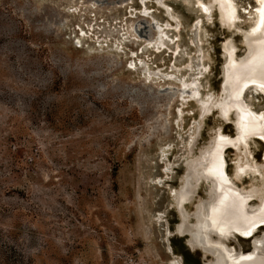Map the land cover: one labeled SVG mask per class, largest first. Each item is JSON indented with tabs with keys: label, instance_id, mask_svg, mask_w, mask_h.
<instances>
[{
	"label": "rangeland",
	"instance_id": "obj_1",
	"mask_svg": "<svg viewBox=\"0 0 264 264\" xmlns=\"http://www.w3.org/2000/svg\"><path fill=\"white\" fill-rule=\"evenodd\" d=\"M198 1L208 0H0V264H168L173 253L204 263L174 233L165 249L164 227L178 220L170 192L195 128L192 153L215 127L233 129L217 110L199 119L178 83L196 76L201 95L217 94L221 43L242 46ZM235 1L244 28L254 2ZM244 100L264 107L251 89ZM248 146L260 162L262 143ZM232 150L224 158L238 185L264 181V166L235 176Z\"/></svg>",
	"mask_w": 264,
	"mask_h": 264
},
{
	"label": "bare ground",
	"instance_id": "obj_2",
	"mask_svg": "<svg viewBox=\"0 0 264 264\" xmlns=\"http://www.w3.org/2000/svg\"><path fill=\"white\" fill-rule=\"evenodd\" d=\"M253 2L244 28L238 24L242 16L238 13L235 0L197 2L204 17H209L211 10H215L220 28H226L230 33L239 32L242 50L237 54V44L231 36L225 37L221 43L222 61L217 94L206 91L201 95L196 76H191L188 80L180 78L178 83L182 104L187 97L192 99L198 108L199 119L217 110L220 119L230 121L233 129L232 133H225L221 127H215L207 141L197 152L192 153L199 132L195 128L187 141L189 155L184 162L179 186L170 192L178 220L173 231L168 225L164 227L167 242L165 249L171 255L167 239L174 233L185 238L190 250L202 252V257L206 258L204 264H264V229L258 231L264 225V181L248 186L238 185L227 172L224 158L225 148L237 152L235 176L246 172L262 174L264 107L254 109L244 100L247 89L261 94L264 99V76L255 70L264 59V0ZM170 16L173 17L171 14ZM197 24L193 23L192 26ZM178 26L179 22L175 20L174 27L177 29ZM152 41L155 48L162 45L161 27L155 28ZM189 66L187 63V67ZM142 70L148 74L155 73L150 72L147 67ZM187 86L188 94L184 95L183 91ZM177 116L180 118V113ZM254 137L262 140L260 162L254 159L248 146V140ZM202 180L207 182L206 188L193 210L189 211L186 204L198 193ZM157 219H160V215ZM236 236L248 239L249 248L243 249ZM232 237L237 244L228 242ZM168 264L184 263L180 255L173 253Z\"/></svg>",
	"mask_w": 264,
	"mask_h": 264
},
{
	"label": "snow or ice",
	"instance_id": "obj_3",
	"mask_svg": "<svg viewBox=\"0 0 264 264\" xmlns=\"http://www.w3.org/2000/svg\"><path fill=\"white\" fill-rule=\"evenodd\" d=\"M253 31H255V29H253ZM255 70L259 71L260 74L264 76V59L261 60L260 65ZM262 90H264V88H262Z\"/></svg>",
	"mask_w": 264,
	"mask_h": 264
},
{
	"label": "water",
	"instance_id": "obj_4",
	"mask_svg": "<svg viewBox=\"0 0 264 264\" xmlns=\"http://www.w3.org/2000/svg\"><path fill=\"white\" fill-rule=\"evenodd\" d=\"M254 138L258 139L260 141V143H262V140L259 137H254ZM261 228L264 229V225ZM197 251H199V253L202 254V252L200 250H197ZM201 264H204V263L202 262Z\"/></svg>",
	"mask_w": 264,
	"mask_h": 264
}]
</instances>
